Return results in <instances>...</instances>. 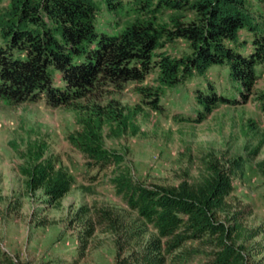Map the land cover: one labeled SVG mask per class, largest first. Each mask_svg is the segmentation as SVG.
Instances as JSON below:
<instances>
[{
	"label": "trees",
	"instance_id": "obj_1",
	"mask_svg": "<svg viewBox=\"0 0 264 264\" xmlns=\"http://www.w3.org/2000/svg\"><path fill=\"white\" fill-rule=\"evenodd\" d=\"M252 1L129 0L125 9L123 0H0V99L11 104L43 99L49 108L72 111L79 131L67 137L69 144L85 157L87 168L101 173L112 167L116 196L155 233L127 252L124 244L116 243L114 264H165V257L188 241L212 249L207 264H251L245 243L259 230L243 225L245 212L230 214L227 222L219 220L229 209L240 161L207 164L195 184L146 186L122 168L121 154L104 148L103 132L115 139L138 133L133 114L110 98L130 83L141 85L136 91L143 105L159 111L166 91L220 67L241 86L245 102L257 69L264 65V0H257L262 7ZM102 5L109 13L124 10L132 20L116 33L101 30L97 18ZM167 12L180 14L164 20ZM178 41L185 42L188 51L172 56L166 46ZM151 74L156 75L154 85L142 86ZM194 97L202 107L196 122L219 105L238 104L211 83ZM257 101L264 117V91ZM23 158L19 173L28 191L41 189L48 202L69 191V177L50 160L31 151ZM257 168L264 179V161ZM95 214L100 226L107 223L115 229L107 212ZM93 231L87 222L80 240L85 243ZM0 264L18 263L0 248Z\"/></svg>",
	"mask_w": 264,
	"mask_h": 264
},
{
	"label": "rangeland",
	"instance_id": "obj_2",
	"mask_svg": "<svg viewBox=\"0 0 264 264\" xmlns=\"http://www.w3.org/2000/svg\"><path fill=\"white\" fill-rule=\"evenodd\" d=\"M128 2L123 0L125 9ZM175 14L180 13L167 12L164 20ZM97 19L98 27L109 33L132 20L124 10L109 13L103 5ZM190 19L187 15L185 21ZM165 50L177 57L188 47L178 41ZM228 74L225 68L213 67L204 76L166 91L159 111L142 104L136 91L141 85L130 83L112 92L110 98L133 114L138 133L115 139L104 131L103 146L121 154L122 168L146 186L195 184L205 175L207 164L240 161L229 209L219 220L227 222L230 214L245 212L243 225L260 233L245 243L244 254L249 263L264 264V179L257 168L264 161V117L257 101V94L264 91V65L257 69V80L245 102L241 86ZM155 78L151 74L142 86H153ZM55 79L59 85V77ZM209 83L238 104L219 105L196 122L202 107L195 102V91H205ZM78 131L73 112L66 108H49L43 99L22 104L0 99V248L18 264H114L116 243L124 244L127 252L155 234L116 196L110 183L112 167L101 173L87 168L85 157L69 144L67 137ZM29 151L50 160L69 177L70 189L61 199L48 202L41 189H26L19 168ZM102 210L110 215L115 229L98 224L95 213ZM87 222L94 231L83 243L80 237ZM211 254L204 242L188 241L166 256L165 264H207Z\"/></svg>",
	"mask_w": 264,
	"mask_h": 264
}]
</instances>
